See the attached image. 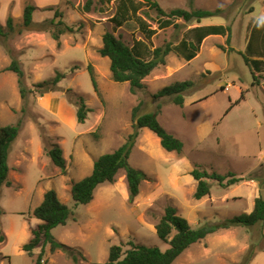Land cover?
<instances>
[{
    "label": "rangeland",
    "instance_id": "1",
    "mask_svg": "<svg viewBox=\"0 0 264 264\" xmlns=\"http://www.w3.org/2000/svg\"><path fill=\"white\" fill-rule=\"evenodd\" d=\"M85 1L0 0V23L5 26L11 17L15 27L6 42L0 37V126L21 121L8 154L10 185L0 187L4 211L0 227L6 236L0 242V264H35L40 247L33 250L34 256L21 248L29 240L30 229L40 223L32 210L50 188L73 207L71 183L88 175L101 154L126 141L133 132L132 109L140 101V113L161 104L158 120L182 140V152L165 150L151 130L140 128L129 156V163L145 174L137 196L129 199L123 170L113 182L100 184L88 204L73 208L67 223L51 230L72 252H51L46 244L42 264H103L112 245H121L123 251L134 243L165 249L168 244L157 236L155 225L166 206L176 207L192 227H198L249 213L255 198L264 196V63L256 68L243 58L246 54L264 59V54L252 53L264 49V0H156L166 10L221 9L199 21L174 19L176 26L166 28L158 26L156 12L144 0H133L137 11L121 26L112 20L119 0H94L89 11L82 9ZM27 3L35 6L34 23L62 19L75 30L61 34L58 44L48 31L24 28ZM55 10L61 17H54ZM141 20L155 30L150 37L139 28ZM207 25H223L228 30L206 36L191 60L178 51L170 52L165 64L146 76L144 87L135 93L130 92L128 82L111 78L109 59L98 53L106 31L130 46L139 39L153 49L165 41L195 43L196 27ZM12 57L19 60L28 88L57 71L64 77L55 90L32 92L24 100L17 75L7 69ZM185 80L192 85L184 92L183 106L168 97H152L162 87ZM74 94L81 95L90 108L83 123L77 121ZM241 94L239 103L227 111ZM51 143L62 148L64 172L46 155ZM195 166L220 174L233 172L243 180L228 187L213 180L210 194L195 199L196 181L190 174ZM172 264H264V222L208 234Z\"/></svg>",
    "mask_w": 264,
    "mask_h": 264
},
{
    "label": "trees",
    "instance_id": "2",
    "mask_svg": "<svg viewBox=\"0 0 264 264\" xmlns=\"http://www.w3.org/2000/svg\"><path fill=\"white\" fill-rule=\"evenodd\" d=\"M104 1V0H101ZM148 3V7L153 9L158 16V26L166 28L170 25L176 26L174 19H182L190 21L195 18L197 21L201 17L213 15L220 12V8L216 10H203L184 8H171L166 10L160 6L156 0H144ZM94 5V0H86L82 9L89 11ZM137 6L133 4V0H119L117 10L112 20L116 26H121L129 20V17L137 11ZM35 6L27 3L24 6L22 14V24L26 29L48 31L51 37L59 44V37L65 32L74 31V27L65 23L62 19L55 21L50 19L47 23H34L32 14ZM62 13L58 10L54 11V17H61ZM261 20L256 22L257 24ZM50 25H54L51 27ZM139 28L145 33L146 37H150L155 30L148 28L144 21H140ZM15 27L13 19L8 17L5 26L0 23V37L6 42L10 33H13ZM198 31L196 42L187 39H181L177 44L170 41H165L151 49L147 43L142 40H135L132 46L128 45L120 37L116 36L111 31H106L102 35V45L98 49L100 56L109 59L111 78L115 82H128L129 90L135 93L138 89L144 87L143 79L148 76L156 67L163 65L166 62V56L172 51H178L186 60H191L199 48L201 41L211 34H225L228 30L227 26L223 25H207L196 27ZM20 29L18 33H21ZM255 37V35H253ZM257 37V36H256ZM6 44V43H5ZM7 46V45H6ZM248 48L250 49V41ZM8 53H11L9 47H6ZM256 54H264V49L252 51ZM243 54V53H242ZM245 62H251L256 68L264 63V59L249 58L243 54ZM8 70L17 75L19 93L22 99H26L27 95L32 92L39 94L47 90H55L59 81L64 77L63 73L57 71L55 75L49 79H45L33 84L32 88H28L24 83V71L21 68L17 58L12 57L11 62L7 67ZM88 72L91 78L92 86L97 91V83L91 66L88 67ZM192 81H175L168 84L158 91L152 97L171 98L176 105L183 106L184 92L190 88ZM77 100L76 117L79 123H83L87 112L90 111L81 95H73ZM243 98V94L230 104L229 111L235 104ZM142 102L140 101L132 109V127L133 132L130 133L126 141L117 147L112 152L101 154L94 162L91 172L81 178L73 181L70 186V194L73 201V207L62 202L53 188L46 190L43 194L41 202L32 210V216L40 220L36 227L30 229L29 240L22 244L21 248L28 255H33V250L40 247V252L35 257V264H42V254L44 246L49 244V249L54 252L58 249L68 253L72 252V248L58 241L52 234L51 230L58 225H65L68 219L73 216V208L80 204H88L92 198L95 189L102 183L113 182L115 175L123 170L125 172L129 199L133 200L139 192L140 182L145 174L142 170L133 167L129 163V156L133 148L135 138L138 135L140 128L151 130L160 141L161 146L167 151H174L180 154L183 149V142L172 133L168 132L158 120V113L161 104H157L155 110L140 113ZM21 121L15 124L0 126V187L3 185L9 186L8 179L9 164L8 154L12 142L16 139ZM46 155L50 158L54 165L58 166L63 172L65 171V158L62 148L51 143L45 148ZM190 174L196 181V188L193 193L195 199L210 194L211 182L216 181L221 187H228L232 184L243 180L242 176H236L233 172L220 174L216 171L208 172L195 166ZM253 179V178H251ZM4 213L0 207V214ZM264 222V196L261 194L254 200L253 209L249 213H241L231 217H227L222 221L215 223H206L198 227H192L188 220L178 214L176 207L168 205L165 207L164 214L160 217L155 225L157 236L168 244L167 248L161 249L158 246H148L144 244L134 243L130 248L123 251L121 245H112L109 248V253L106 261L103 264H172L173 261L191 244L200 241L206 235L214 233L219 229H226L232 226L250 227L256 223ZM173 232V234H172ZM6 239L5 234L0 227V242ZM72 258L77 261V257L72 253Z\"/></svg>",
    "mask_w": 264,
    "mask_h": 264
},
{
    "label": "crops",
    "instance_id": "3",
    "mask_svg": "<svg viewBox=\"0 0 264 264\" xmlns=\"http://www.w3.org/2000/svg\"><path fill=\"white\" fill-rule=\"evenodd\" d=\"M30 237V236H29Z\"/></svg>",
    "mask_w": 264,
    "mask_h": 264
}]
</instances>
